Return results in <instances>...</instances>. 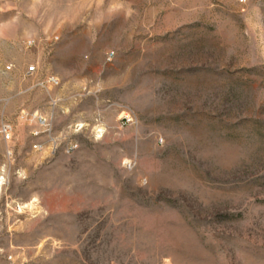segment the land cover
Segmentation results:
<instances>
[{"label":"rangeland","instance_id":"rangeland-1","mask_svg":"<svg viewBox=\"0 0 264 264\" xmlns=\"http://www.w3.org/2000/svg\"><path fill=\"white\" fill-rule=\"evenodd\" d=\"M2 121L0 264H264V0H0Z\"/></svg>","mask_w":264,"mask_h":264},{"label":"built area","instance_id":"built-area-1","mask_svg":"<svg viewBox=\"0 0 264 264\" xmlns=\"http://www.w3.org/2000/svg\"><path fill=\"white\" fill-rule=\"evenodd\" d=\"M6 69L11 70L12 66H8ZM25 75L27 79H33L36 81L35 85L33 86L34 88L37 87L38 89L44 91H48L51 88L58 87L60 85L59 78L53 74L46 75L43 79H38L36 65L28 66ZM33 118L36 120L38 127L32 131V136L35 138H39L43 133V128L47 127V122L42 116H39L37 113L33 115ZM13 135V124L8 121H2L0 124V140L9 145L13 141ZM32 148L35 151H40L42 149V144L37 141L33 143ZM7 154L8 156H12V152L9 149L7 150Z\"/></svg>","mask_w":264,"mask_h":264}]
</instances>
